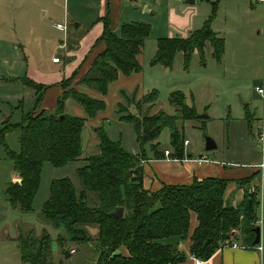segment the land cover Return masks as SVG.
<instances>
[{"label": "trees", "instance_id": "16d2710c", "mask_svg": "<svg viewBox=\"0 0 264 264\" xmlns=\"http://www.w3.org/2000/svg\"><path fill=\"white\" fill-rule=\"evenodd\" d=\"M99 22L103 24V30L95 43H102L104 49L94 57L90 68L76 85L105 96L108 86L120 75L128 77L140 72L136 57L150 35V28L124 24L121 36L116 37L108 15ZM206 43L212 48V58L220 63L224 55V40L210 29L209 20L187 38L176 36L158 40L155 61L170 68L175 55L181 53L183 65L187 67L195 51L203 56ZM75 75L58 84L62 92L51 112L39 110L51 86L26 77L23 79L26 86L35 90L33 108L23 116L21 123H6L0 131V145H3L7 133H20L19 152L6 151L18 178L17 182H9L4 189L11 207L23 212L31 210L44 162L61 168L81 160L83 165L76 170L81 187L76 189L68 178L53 180L41 215L45 222L62 232L57 237V245L94 242L98 252L96 264H181L186 257L178 251L177 243H172L175 239H189V255L204 262L218 249L234 241L251 249L255 228L259 227L260 208H263L264 248V182L262 203L258 185L250 188L258 174L235 182L244 192L242 201L235 206L227 203L225 198L230 181L216 177L193 179L189 185H162L155 191L143 189L141 163L161 159L156 141L164 128L170 131V156L184 159V141L177 123L194 119L195 110L186 104L183 93L174 91L169 96L168 102L175 108L173 115L159 111L152 116L139 117L129 113L128 105L118 104L117 120L132 127L138 154L125 151L120 140L110 138L103 127H96L97 152L81 159V133L86 119H93L98 112L104 111L105 104L77 92L72 87ZM121 97L129 104L125 93L121 92ZM131 98L140 114L143 106H154L158 94L152 90L136 101L134 92ZM68 99L83 108L86 118L65 113ZM246 119L249 121V117ZM145 146L150 147L152 156L146 155ZM90 195L94 198H89ZM118 208L123 209L121 218L113 215ZM192 213L196 215L197 226L189 236ZM87 228L97 230L95 239ZM51 243L47 234L39 239L31 235L20 236L18 250L21 261L44 264L46 255L51 252Z\"/></svg>", "mask_w": 264, "mask_h": 264}, {"label": "rangeland", "instance_id": "374dc122", "mask_svg": "<svg viewBox=\"0 0 264 264\" xmlns=\"http://www.w3.org/2000/svg\"><path fill=\"white\" fill-rule=\"evenodd\" d=\"M100 2L0 0V131L6 123H21L23 116L33 108L35 90L23 83L29 70L40 69L41 60L50 59L53 55L60 58V52L56 49L59 41L67 43L69 51L77 49L80 39L89 33L91 35L97 24ZM114 5L116 7L117 3ZM120 5V29L115 32L112 29L116 37L121 36V26L124 24H140L150 28V35L142 47L139 87L145 94L152 90L158 94L154 106H143L140 114L134 106L132 95L128 96L129 104L122 98V103L130 109L129 113L139 117L152 116L159 111L173 115L175 108L169 104V96L174 91H180L186 98V104L195 110L194 119L179 120L177 123L182 140L187 142L186 145L183 142L184 153L190 155L193 163L198 165L196 160L203 159L204 162H218L219 165H235L237 169L241 166L252 168L253 164L260 163L264 146L259 135L264 128L260 121L262 103L258 101L254 87L264 78L263 36L255 47V55L260 57L256 82L248 83L240 75L231 76L222 63L212 58L209 43L204 48L203 56L197 51L191 55L187 67L183 65L182 54L178 53L172 66L165 68L155 61V55L158 40L177 35V28L169 20L170 12L181 16L187 11L188 15L194 17V23L209 20L210 29L213 30V25H219L224 15L222 0H194L193 5L186 4L185 0H122ZM75 25H78L76 29ZM71 60L66 57L60 61L68 64ZM59 64L62 65V62ZM252 102L259 105L255 115L260 122L255 119L254 124L247 126L245 116L252 111ZM197 115H207L208 118L198 120ZM121 132L122 147L134 153L136 137L132 127L126 124ZM19 137V131L9 132L4 136L3 145H0V264H25L20 259L19 237L31 235L39 239L43 234L49 235L52 241L51 252L46 255L44 264H96L98 252L94 242L88 245L68 242L57 245V237L62 232L45 222L41 215L53 180L68 178L76 189L81 187L76 175V170L83 165L81 160L61 168L44 162L31 210L23 212L8 204L4 189L9 182H17L18 178L6 151L19 152ZM206 138L214 142V150H205ZM156 142L162 156L165 150L172 153L168 128L162 130ZM144 150L148 157L152 156L149 146H145ZM89 198L93 199L94 196L90 195ZM87 230L95 239L97 230Z\"/></svg>", "mask_w": 264, "mask_h": 264}, {"label": "crops", "instance_id": "0c3cea01", "mask_svg": "<svg viewBox=\"0 0 264 264\" xmlns=\"http://www.w3.org/2000/svg\"><path fill=\"white\" fill-rule=\"evenodd\" d=\"M121 1L122 0H101L99 3L101 9L98 12L97 24L93 27L91 35L89 33L87 36H83L80 39V46L78 44L77 49L69 51L66 48L67 43L64 44V41H59V45L56 46V49L60 52L61 57L56 58L59 59V63L62 62V65L59 63H52L51 60L55 57V55H53L50 59L47 58L41 60L42 62L39 65L40 69H30L28 72L29 75L26 77L36 83L51 86V88L46 91L39 110H44L46 112L54 110L56 99L62 92L60 87H58V84L63 80L70 78L74 73H76V75L73 78L72 87H74L77 92L104 102V111L98 112L93 119H86L84 129L81 133V159L97 152L96 149L98 142L94 134V129L96 127H103L110 138L122 142L123 136L121 128L124 127V125L126 126V123L119 122L116 117L117 106L122 103L123 100L121 92L125 93L127 96L136 92L137 100L145 95V92L139 87L141 80L140 72L134 73L128 77L120 75L115 82L108 86L105 96H102L98 92L92 91L89 88L76 85L78 80L90 68L94 57L104 49L102 43H95L103 30V24L99 22V20L108 15L110 18L111 29H113L114 32L116 29H120ZM114 3H117L116 7ZM222 3L225 5L223 18L219 25H213L212 30L218 37L224 40V55L220 63H222L224 68L229 71L231 76L236 77L237 75H240L241 77L243 76L248 83L256 82V76L260 71V57L255 55V47L259 44L261 35L263 36L264 44V3H259L257 0H222ZM169 20L177 28L175 30L178 32L175 36L180 38H187L191 33L199 30L206 21L202 19L200 22L194 23V17L188 15L187 11L181 16L174 15L173 11H171ZM77 27L74 28L76 29ZM172 37L173 36L171 35L169 36V38ZM252 37L254 38L251 39ZM142 55L141 49L140 54L136 57L139 64L142 63ZM66 57L72 58L68 64H64L63 61H60ZM262 59L264 63V56ZM256 88H262L264 90V78L262 83L255 85L254 90ZM257 98L258 101L262 103L260 110L262 118L260 121L264 128V95L263 97L257 95ZM250 108L252 111H249L245 116V118L249 117V121L246 119L247 126L254 124L255 119L258 120L259 118L255 115V113L259 111V105L252 102ZM64 109L67 115L86 118L83 108L72 99H68L65 102ZM128 110L130 111L129 108ZM134 148L135 152H132L131 154H138L136 142ZM168 152L171 154L170 151ZM189 158L190 155L184 153V159L180 160L174 158L177 161L171 162L165 160L163 153L162 159L160 160L149 159L148 161H143L141 163L144 173L142 183L143 189L155 191L160 189L162 185H189L192 183L193 179L202 180L205 178L216 177L230 181L225 198L227 203L235 206L242 201L244 193L243 189L236 185L235 182L250 178L253 174H258L250 188L252 189V187L257 184L260 190V201L261 198H263V183L262 186L260 183V165L264 163V160H261L258 164H253L252 168L241 166L237 169L238 167H234L235 165L228 166L227 164L225 166L223 163L219 165L218 162L210 161L196 165L193 163V160ZM258 213L259 218H262L263 208H260ZM196 226L197 218L196 215L192 213L189 222V236H191ZM260 229V241L263 246L262 227H260ZM172 243H177L178 251L185 254L186 259L181 264H195L193 257L188 253L190 246L189 239H186L185 241H178L175 239L172 240ZM233 243L237 244L238 247H241V244L238 241H234L230 245ZM238 247L232 248L231 246H228L220 248L209 260L205 262L201 261V264H264V248L263 251H258L256 249H242Z\"/></svg>", "mask_w": 264, "mask_h": 264}, {"label": "built area", "instance_id": "2783aa9c", "mask_svg": "<svg viewBox=\"0 0 264 264\" xmlns=\"http://www.w3.org/2000/svg\"><path fill=\"white\" fill-rule=\"evenodd\" d=\"M257 2L264 3V0H257ZM63 29H65V28H63ZM51 61H52V63H55V64L56 63H59V59L58 58H52ZM255 91L257 92L258 95H260V96L263 97L264 90L262 88H256ZM263 133L264 132L260 133V135H259V140H261L262 142L264 141V134ZM186 144H187V142L184 141V145H186ZM262 156H263L262 160H264V149L262 150ZM164 157H165V160L166 161H171V162H176L177 161L174 158H171L170 157V153L168 151H164ZM185 161H188V160H185ZM196 163L202 164V163H204V160L203 159H198V160H196ZM260 169H261V182L260 183H261V186H262L263 176H264V163H262L260 165ZM261 203H262V198H261ZM257 225H259V227L262 226V218L261 217L259 218V220L257 222ZM259 244L258 245H255L251 249H256L258 251H263V246L261 245V241H260ZM228 246L229 247L231 246L232 248H237L238 247L237 244H234V243L232 245H227L226 247H228ZM238 248L250 249V248L243 247V246L238 247ZM193 259H194L195 264H201L202 263L201 260H199V259H195V258H193Z\"/></svg>", "mask_w": 264, "mask_h": 264}, {"label": "water", "instance_id": "95a60500", "mask_svg": "<svg viewBox=\"0 0 264 264\" xmlns=\"http://www.w3.org/2000/svg\"><path fill=\"white\" fill-rule=\"evenodd\" d=\"M185 3L188 4V5H192L194 3V0H185ZM75 27H77V25H75ZM207 118H208L207 115H197L196 116V119H198V120H205ZM215 148H216V146H215L214 142L211 139L206 138L205 139V150L206 151H211V150H214ZM122 213H123V209L122 208H118L113 213V215L116 218H121ZM260 230H261L260 227H256L255 228V239H254V241L252 243L253 247L260 243V235H261L260 234L261 233Z\"/></svg>", "mask_w": 264, "mask_h": 264}]
</instances>
